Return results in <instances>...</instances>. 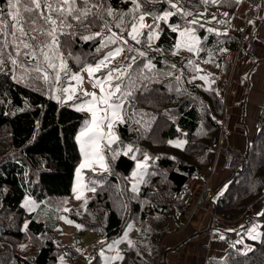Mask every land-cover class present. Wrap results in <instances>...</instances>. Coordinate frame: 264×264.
<instances>
[{
  "label": "trees",
  "instance_id": "trees-1",
  "mask_svg": "<svg viewBox=\"0 0 264 264\" xmlns=\"http://www.w3.org/2000/svg\"><path fill=\"white\" fill-rule=\"evenodd\" d=\"M243 3L244 15L246 0H88V18L83 23L70 19L72 26L59 35L58 49H44L57 69L66 65L59 74H71L116 46L115 37H126L138 12L173 13L161 21L153 47L145 38L125 42L129 46L126 67L119 73L120 91L114 98L121 103L122 120L114 125L116 141L103 147L106 168L84 170L95 190L81 211L66 208V203L80 159L76 134L85 115L53 96L57 73L48 67L38 47H34L35 59L15 56L11 44L4 49L12 55L0 63V264H76L87 230L105 242L131 221L138 230L117 264L165 263V240L177 230L173 225L184 221L192 206L191 185L211 167L220 141L222 90L201 82L197 63L208 64L223 78L227 61L241 50L237 46L240 31L227 26L217 30L208 18L215 14L225 20L224 15L236 13ZM0 7L6 10L7 0H0ZM77 7H84L80 0ZM253 12L255 16L256 7ZM198 16L212 27L203 26ZM252 21L258 27L252 17L249 31ZM175 26L194 27L198 45L193 57L175 52ZM258 40H262L259 33L254 42ZM25 42L38 44L28 38ZM261 46L263 53L248 65L264 56V40ZM259 50L257 46L254 53ZM12 59L17 63L12 64ZM37 65L42 70L39 78L34 70ZM258 116L257 131L245 148L242 165L224 173L223 181L209 194L217 219L247 217L252 205L258 207L253 202L264 190V104ZM143 157L148 165L135 192L130 174L135 160ZM25 194L39 201L35 210L20 207ZM62 215L78 225L72 243L56 242ZM254 219L257 238L245 239V249L238 243L230 245L224 256L209 257L205 264H264V206ZM29 248L37 249L35 256L26 254ZM100 262L94 247L85 264Z\"/></svg>",
  "mask_w": 264,
  "mask_h": 264
},
{
  "label": "rangeland",
  "instance_id": "rangeland-1",
  "mask_svg": "<svg viewBox=\"0 0 264 264\" xmlns=\"http://www.w3.org/2000/svg\"><path fill=\"white\" fill-rule=\"evenodd\" d=\"M165 12H169V11H164L159 16H155L151 13H146V12H138L131 22V25L127 31L126 37H123V38L115 37V39L117 40V45L106 50L105 53L100 58H98L95 63L86 64L71 74H63V73L59 74L60 79L59 80L55 79V87L53 90V96L65 102H70L73 108L82 111L85 115L83 124L81 125V127L79 128L76 134V142L79 148L80 159H79V162L76 166L75 173H74V179H73V185H72L73 193L67 200L66 208L73 207L78 211H81L84 208L86 201L90 198V196L93 193V190H92L93 186L88 184L87 180L85 179L84 170L90 169L92 171H100L106 168L103 147L105 145H108V146L112 145V143L116 141L117 135L114 132V125L116 124V122L122 120L121 103L115 101L114 99L116 97V93H117L116 92L112 96L111 100L109 101V103H119L120 104L119 109L115 110V115H113L112 110H108V107L106 104H97L95 108H96V117H97V123L99 124V129L98 131H90L87 136H83V137L81 136V133L85 132L86 129H92L95 127L93 124L92 111L89 110L90 108H92V105L89 103L92 100V96L85 95V93H89V94L95 93L97 97H100L102 95L100 91V87L94 86V85L97 80H106L108 72L110 70H115V68H111V61L113 57H110L108 60H105V64L107 65V67H101L99 71L94 72L91 76L89 75L87 69L89 68V66L95 67V65L98 64L101 60H104V58L108 55L109 52H113L117 48L121 49L122 45L128 48L129 46L125 42L129 40L131 41V40H137L139 38H145L147 45L153 47V44L155 43V40L161 31V21H166V19H162ZM234 13L235 12L224 15L227 20L226 19L224 20L221 17H217L215 14L212 15L213 17L210 16V18L208 19L210 21H213V23L215 24L214 26L215 29L226 30L225 26H229V20L231 22L233 17L236 15V14L234 15ZM141 16H143V20L140 19ZM199 17L201 16H198V19H199V22L203 26H208V27L211 26V23L209 21H205ZM133 26H135L136 28L135 32H133ZM174 28L176 29L178 33L177 42H176L175 49H174L175 52L181 53L184 56L187 53L190 54V52H192V54L194 55L195 48H197L196 45H198V37L196 35V31L194 27L188 26V27L179 28L178 26H175ZM182 32H184L185 35L181 36ZM133 35L135 36V39L132 38ZM192 37H195L196 39L193 40ZM189 47H192L193 50L189 51ZM230 58L232 59V56ZM199 73L200 74L202 73L203 75L207 74V72L203 70H199ZM73 76H79L81 77V80L78 82L72 79ZM119 77H120V74L113 71V79L111 81H107L104 84V88L106 92L112 91L113 89H115V87L118 85ZM226 78L227 77L224 74L223 81L229 84L231 81V78L229 79V83L228 81H226ZM66 87L70 88L69 92H64L62 90L63 88H66ZM223 97H224V94L222 95V98ZM223 111H224V107H223ZM109 124H111V127H109ZM220 130H221L220 131L221 135H223L224 129H220ZM89 136L95 137L96 144L94 146L92 145L91 141H89ZM224 146H226L227 148L239 154L243 152V149L242 151L241 150L237 151L223 144H221V147L215 148L217 155L215 156L213 163L211 164V168H207L210 170L206 172L205 174H203L202 175L203 177L201 176L204 179L201 178L200 180V184H201L200 193H199L200 195L203 193L205 189L204 180L206 177H208L209 179L208 187L211 188L212 185L214 184L212 180V176H213V170H214L215 163H218L219 165L217 168V171L219 173H221V171H222V174L230 172V170L224 169L222 167ZM129 149L130 147H127L126 151ZM86 151L88 152L87 158L85 157ZM82 164L85 165L83 168H81ZM147 165H148V162H147L146 157L137 158L135 160L134 168L130 174L131 188L135 192L139 188L142 176L144 172L146 171ZM205 170L203 172H205ZM220 178L221 176L218 177V179ZM263 193H264V190L261 193V195L257 198V200L253 202L255 203L257 201L258 207H256L257 204H255V206L252 205V209H253L252 211L248 210L247 212L248 216L245 218V220H247V223L245 224L241 223L240 225H237L236 227L234 225L229 227L226 225L225 222L234 221L237 218L234 220H230V221H223L215 217H214V220L211 219L210 223L214 221L213 225H214V229L216 230L220 229L221 227L233 228V230L235 231L237 230L236 233H239L238 234L239 238L237 239V242L244 244L246 242L244 237L255 234V230L258 229L256 220L254 219V217L256 216L255 213L258 212L259 209L263 206L262 200H261V196ZM193 201L194 199L191 202L193 203ZM208 203H209V196H208ZM38 205H39V201L28 194H25L20 201V207L23 208L25 211L35 210ZM207 205H208L207 201L203 204H197L195 201L194 204L190 207V213L192 214L193 210L196 208H199V207L202 208ZM210 209H211L210 210V218H211L214 215L211 205H210ZM189 217L190 216L185 217L184 221L181 224H185ZM216 219H217V223H215ZM25 223H26V219L24 218L23 224ZM181 224H179V226H181ZM75 225L76 223L73 220H71L66 215H62L59 218V232L56 235V242L59 244L72 243L73 236L76 230ZM174 227H176V224ZM137 230H138V225L131 221L125 226V228L119 235L105 242H102L103 239L100 236H98L92 231L87 230L85 234L83 235L82 244L79 245L80 258L76 264H85L87 260L91 258L92 250L94 247H96L97 252L99 254V257L101 260L100 264H117L120 259H113V257H116L117 255L121 257L122 250L128 247V245L134 238ZM177 232L179 231H176V233ZM253 237L250 236L249 238H253ZM257 237L258 235L255 238ZM36 253H37V249L35 248H29L26 251V254L30 256H35Z\"/></svg>",
  "mask_w": 264,
  "mask_h": 264
},
{
  "label": "crops",
  "instance_id": "crops-1",
  "mask_svg": "<svg viewBox=\"0 0 264 264\" xmlns=\"http://www.w3.org/2000/svg\"><path fill=\"white\" fill-rule=\"evenodd\" d=\"M246 8L243 3L236 11V17L234 16L232 21L229 20V30L239 31L241 28L240 17L241 12ZM240 13V14H239ZM227 20V19H226ZM249 31V36L253 35L254 50L247 51L241 49L236 58V65L233 69V74L230 83L227 88L224 89V84L221 74H216L214 68L205 64L201 61L197 63L198 70L206 71L207 74H200L201 81L205 84H210L211 87L219 88L222 90L224 111H223V123H224V134L221 137V144L227 145L228 147L237 150L245 151L247 144L250 139L257 131L258 126V115L261 111L262 105L264 104V61L263 57H258V61L255 62L254 67L249 64L252 59L256 58L260 53L263 52L261 46L262 40H264V28H254L255 22ZM259 33V38L262 40H256V36ZM257 46H260V52L254 53ZM243 52V53H242ZM254 53L250 55L251 53ZM183 55L181 53H178ZM195 54V52H194ZM192 52L186 54L187 57H193ZM184 56V55H183ZM252 56V58H251ZM209 75V76H208ZM220 77V78H219ZM206 78V79H205ZM204 79V80H202ZM221 89V90H220ZM218 163H215L212 180L214 184L211 189L214 188L218 182L223 181L222 171H217ZM211 168V167H210ZM210 169H206L202 172L201 176L208 172ZM201 176H198L191 185V201L195 199L200 193V180ZM221 176L220 179L218 177ZM203 179V178H202ZM199 207L193 210L192 214L190 209L186 212V217L190 216L185 224H176L178 228L176 233H173L167 240H165L164 251L165 263L164 264H205L209 257L221 258L225 255L230 245L238 243L240 249H245L247 243L241 244L237 242L239 238L233 228L214 229L213 222L210 218V205ZM255 206V205H254ZM215 217V216H214ZM216 218V217H215ZM246 217L243 216L237 218L234 221L225 222L227 226L240 225L241 223H247ZM217 223V219L215 221ZM257 223V222H256ZM175 226V224L173 225ZM258 226V224H257ZM78 225H75L77 228ZM182 232V236H177L178 233ZM258 229L255 230V234L245 236V239H254L258 235ZM250 236H255L249 238Z\"/></svg>",
  "mask_w": 264,
  "mask_h": 264
},
{
  "label": "snow or ice",
  "instance_id": "snow-or-ice-1",
  "mask_svg": "<svg viewBox=\"0 0 264 264\" xmlns=\"http://www.w3.org/2000/svg\"><path fill=\"white\" fill-rule=\"evenodd\" d=\"M80 2L84 5V7H77L78 0H7V9L5 10V8L0 7V37H3V39H0V63L3 62V59L12 55L11 53H6L4 51L9 44L14 47L15 56H30L32 59L36 58L34 47H38L44 57V60L48 62V67L56 71L57 74L55 79L59 80V72L65 70L66 65L62 63L59 66V69H57V66L51 62V57L44 51V49H58V37L63 34L65 28H70L72 26L69 22L70 19L83 23L88 18L91 14V10L87 7L88 0H80ZM132 2L135 3L136 0H132ZM205 2H208V0H205ZM171 7L176 8L177 5L172 4ZM185 14L191 15V13ZM170 15H173V13L165 12L162 19H167ZM140 19L143 20V16H141ZM92 22V20H88V23ZM191 23L195 24L196 21L193 20ZM175 30L176 29L174 28L173 31ZM135 31L136 28L133 26V32ZM96 35H99V33ZM183 35H185L184 32L181 33V36ZM25 38L38 41V44L34 46L31 43H27L25 42ZM88 38L89 37H84V39ZM132 38L135 39V36L133 35ZM109 39L111 40V38ZM192 39L195 40L196 38L192 37ZM112 42L114 43L115 41ZM192 50L193 48L189 47V51ZM121 51L122 49L117 48L115 51L109 52L104 60H101L95 65V67L89 66L87 69L89 75L91 76L94 72L99 71L101 67H107L105 60L119 55ZM11 63L16 64L17 60L12 59ZM34 70L38 74L37 78H39V73L42 71L41 68L37 65ZM113 71L119 73L120 69L110 70L107 74L106 80L96 81L94 86L100 87V91L102 93L100 97H97L95 93H85V95L92 96V100L89 102L92 105V108L89 110L92 111L93 124L95 127L92 129H86L85 132H82V137L87 136L90 131H98L99 129L95 108L97 104H106L108 110L113 111V115H115V110L120 107L119 103H109L112 96L116 92L120 91L119 85H117L112 91L106 92L104 88V84L113 79ZM44 79H47V73L44 74ZM72 79L79 82L81 77L73 76ZM62 90L64 92H69L70 88L66 87ZM109 127H111V124H109ZM89 141H91L93 146L96 144V139L93 136H89ZM87 156L88 152L86 151L85 157L87 158ZM84 166L85 165L82 164L81 168ZM92 190L94 191L95 189ZM120 258L121 257H119V255L113 257V259Z\"/></svg>",
  "mask_w": 264,
  "mask_h": 264
},
{
  "label": "built area",
  "instance_id": "built-area-1",
  "mask_svg": "<svg viewBox=\"0 0 264 264\" xmlns=\"http://www.w3.org/2000/svg\"><path fill=\"white\" fill-rule=\"evenodd\" d=\"M248 3V7H247V12L243 15V13L239 16L240 17V24H241V28H240V38L238 41V49L239 48H246V50H250L253 51L254 50V44H253V35L249 36V21L252 17L255 18L256 22H258V26L259 27H263L264 28V0H246ZM257 8V12L254 16V8ZM122 51L119 53V55H116L113 59H112V64L114 66L115 69H120V72H122V70L126 67V59H127V55H128V48L125 47L124 45H122L121 47ZM236 58H237V51L235 52V54L233 53L232 55V59L230 58L226 65H225V70H224V74L226 75V81H228L229 83V79L232 77V71L236 65ZM254 65H252L251 67H253ZM225 84H227L226 82H224ZM221 127H223V122L221 124ZM221 147L220 142L217 144L216 148ZM217 155V152L215 150V156ZM244 160V154L241 153H236L235 151L227 148V147H223V162H222V167L224 169L233 171L238 169L241 165L242 162ZM204 179V178H203ZM205 183V189L203 191V193L200 195H198V197L196 199H194L192 205L194 204V202L196 201L197 204H203L207 201L208 203V196L210 193V187H208L209 184V179L208 177L205 178L204 180ZM261 200H262V204L264 206V193L261 196Z\"/></svg>",
  "mask_w": 264,
  "mask_h": 264
},
{
  "label": "clouds",
  "instance_id": "clouds-1",
  "mask_svg": "<svg viewBox=\"0 0 264 264\" xmlns=\"http://www.w3.org/2000/svg\"><path fill=\"white\" fill-rule=\"evenodd\" d=\"M222 136H223V135L220 134V139H221ZM219 142L221 143V140H220Z\"/></svg>",
  "mask_w": 264,
  "mask_h": 264
},
{
  "label": "bare ground",
  "instance_id": "bare-ground-1",
  "mask_svg": "<svg viewBox=\"0 0 264 264\" xmlns=\"http://www.w3.org/2000/svg\"><path fill=\"white\" fill-rule=\"evenodd\" d=\"M18 160V159H17Z\"/></svg>",
  "mask_w": 264,
  "mask_h": 264
},
{
  "label": "water",
  "instance_id": "water-1",
  "mask_svg": "<svg viewBox=\"0 0 264 264\" xmlns=\"http://www.w3.org/2000/svg\"><path fill=\"white\" fill-rule=\"evenodd\" d=\"M244 152V151H243Z\"/></svg>",
  "mask_w": 264,
  "mask_h": 264
}]
</instances>
